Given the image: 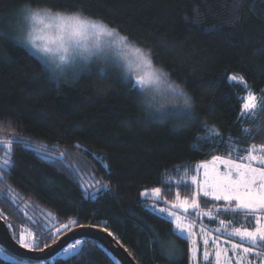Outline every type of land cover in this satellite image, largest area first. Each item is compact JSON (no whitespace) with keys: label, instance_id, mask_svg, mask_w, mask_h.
Returning a JSON list of instances; mask_svg holds the SVG:
<instances>
[{"label":"trees","instance_id":"1","mask_svg":"<svg viewBox=\"0 0 264 264\" xmlns=\"http://www.w3.org/2000/svg\"><path fill=\"white\" fill-rule=\"evenodd\" d=\"M24 8L80 12L146 48L187 90L194 119L181 125L152 115L131 80L99 65L76 73L45 69L16 37L18 26L12 31L4 21L0 138L18 142L14 167L0 178V217L11 235L34 237L43 249L74 227L102 226L137 264H191L190 241L172 234L174 224L152 202L192 197L199 163L213 156L240 162L253 145L264 146V112L242 118L244 89L229 79L243 77L264 93V0H0V15ZM213 129L219 135L203 143ZM157 187L160 200L141 195ZM201 201L223 207L215 215L224 222L255 225L243 211H225L224 201ZM74 242V252L45 264H121L95 240Z\"/></svg>","mask_w":264,"mask_h":264},{"label":"snow or ice","instance_id":"2","mask_svg":"<svg viewBox=\"0 0 264 264\" xmlns=\"http://www.w3.org/2000/svg\"><path fill=\"white\" fill-rule=\"evenodd\" d=\"M21 12L20 22L26 27V34L22 43L38 55L45 69L53 72L81 61L88 62L93 57L108 59L110 52L119 55L122 49L134 48V46L129 45L127 37L120 35L117 30L111 29L100 21L91 20L80 12H51L47 9L41 11L32 8H24ZM102 37L108 39L104 41L101 39ZM134 50L137 53L136 64L121 65L125 71L134 77V80L131 81L133 88L141 94H146V102L149 105H159L160 108L183 106L186 109L183 114L189 119H194L191 112L188 111L191 107V98L183 88L170 82L167 79L168 74L163 70H155L149 54L138 48ZM229 79L231 81L238 80L244 84L246 89V95L239 97L242 118L254 116L258 111L264 112V108L258 107V102L264 100V93L257 97L254 92L247 88L242 77L231 76ZM161 84L165 87L161 88ZM167 114L175 115L176 113ZM245 131L248 130L245 129ZM218 135L213 129L209 137L201 138V140L203 143H208L209 140ZM17 142L13 139L0 138V149H3L4 152L3 156L0 157V178L14 167L11 162V153L12 145ZM213 144H215L214 141ZM192 150L200 151L201 149L193 146ZM239 160L240 162H237L232 159L213 156L210 162L200 164L197 171L203 169L204 178L200 181L195 175L191 177V184L196 186L192 200H180L179 194H177V203L171 207L183 209L185 213L189 209H199L200 204L197 197L200 195L210 197L214 201H224L228 206L234 202V211H243L246 215L255 217V227L252 230L234 228L228 232L229 236L239 237L241 242L233 243L232 251L235 253L237 249H241L245 257L248 253H254L257 258H261L264 257V252H254V249H264V146L257 149L253 145L251 149L247 150L245 156L239 157ZM218 164H222L226 170L221 172L217 167ZM141 195L147 196L148 192L145 191ZM152 196L159 199L161 188L152 189ZM227 210L228 208H225V211ZM153 211H158L162 216L166 215L169 218L168 222L174 224L173 235L185 237L186 234L189 236L192 234V224L186 223L182 216L176 212L163 207L159 209L153 207ZM74 223L75 221H69V224ZM220 224L223 226L224 221L221 220ZM68 226L64 225V227ZM216 231L219 232L221 229L218 228ZM201 234L204 237L203 243L207 247L209 243L208 234L204 232L203 228H201ZM17 241L21 248L28 251L39 248V245L34 243V237L32 241H29L23 233L19 235ZM78 243L71 245L69 249H65V252L75 249ZM213 243L216 244V241L214 240ZM245 243L248 245L247 247L244 246ZM192 251L193 259H195V247ZM222 252L226 253L227 249L218 248L216 264H221ZM0 253L10 259H16L2 247H0ZM208 256L209 253L205 250L204 259L208 260ZM169 258H172L171 250L169 251ZM19 259L22 264L24 258L20 257ZM261 264H264V260H261Z\"/></svg>","mask_w":264,"mask_h":264},{"label":"rangeland","instance_id":"3","mask_svg":"<svg viewBox=\"0 0 264 264\" xmlns=\"http://www.w3.org/2000/svg\"><path fill=\"white\" fill-rule=\"evenodd\" d=\"M33 10H36V9H33ZM39 10L43 11L45 9H39ZM51 12H56V11H51ZM21 16H22V13H18V12H9V13L0 15V24H3L4 21H7L8 23L10 22V24L12 23L11 24V28H13L12 31L16 28V26H18V29L15 31V34H16V37L19 39V41L22 43V41L25 37V34H26V27L24 24H22L20 22ZM87 18H89V17H87ZM89 19L99 21V20L92 19V18H89ZM103 24H105V23H103ZM110 28L114 29L112 27H110ZM119 34L126 37L125 35L121 34L120 32H119ZM101 39L106 41L108 38L102 37ZM127 40L129 42V45L134 46V48L128 47V48L122 49L120 51L119 55H117L115 52H110L108 59H101L98 57H93L88 62L81 61V62H78L74 65H68L65 68H63L62 70H59V72L60 73H69V72L76 73L77 71H79L81 69H84V68L87 69V68L99 65V66L105 68L104 70L110 69L112 72H115L116 74H118V76H120L125 81H130V80L133 81L134 77L131 76L127 71H125V69L123 67H121V65H124L127 63H132L133 65L136 64L137 53L134 50L135 48L143 50L145 53L150 55V58H151V54L146 48L139 46V45H136L135 43L131 42L128 38H127ZM27 49H28V47H27ZM29 51L31 53H33L31 50H29ZM34 55H36V54H34ZM36 56H38V55H36ZM151 61H152V58H151ZM152 65H153V68L155 70H163L165 72L164 69H162L161 67H157L156 65L153 64V62H152ZM142 71L146 72L147 70H142ZM167 79L170 82H172L168 76H167ZM243 81L246 82L244 78H243ZM232 82H236V83H239L240 85H242V87L244 89V95L243 96H245L246 95V89L244 87V84L240 83L238 80L232 81ZM246 84H247V82H246ZM160 87L164 88L165 85L161 84ZM247 88L250 89L252 92H254L248 84H247ZM183 90L189 95L187 90H185L184 88H183ZM142 96H143L145 103L147 104V106H146L147 110L152 115L159 117V118L171 119L175 123L182 125V123H180L179 121L184 120V118L186 117L183 114L186 111V109L183 106H178V107L165 106L164 108H160L159 105H149L146 102L147 101L146 94H142ZM257 97H260V96L257 95ZM258 107H260V101L258 102ZM170 112L176 113V114L175 115H168L167 113H170ZM260 147L261 146L256 147V148L259 149ZM244 162H246V161H244ZM200 164H202V163H199L198 166ZM198 166H197V168H198ZM219 166L220 165L218 164L217 167H219ZM203 171H204L203 169L198 170L197 179L200 181H202L204 178L203 177ZM145 191L148 192L147 196L150 195L149 193L152 194V191H150V190H144L143 192H145ZM147 196H143V197H147ZM201 196L202 195L197 197V200L200 204L199 209H196V210L189 209V211L187 213H185L183 211V209L171 207L173 204L177 203V198L174 202L169 203L168 206H163V205H160L156 202H152V204L154 205V207L156 209H159L161 207L167 208L168 210L174 211L177 214L181 215L186 223L192 224V229H191L192 234L190 236L186 234V236L184 237V238H187L191 243V248H190L191 264H208L207 260L204 259V251L205 250L208 251V253H209L208 258H209L210 253L212 251H215V256H216V252H217L218 248L219 249H227L226 253H224V252L221 253V264H225V261H227V264H249V262H251V264H261V260H264V257L257 258L254 255V253H248L245 257V254L242 252L241 249H237V251L235 253L232 251V244L233 243H241L239 237L228 235V232H231L235 227H232L231 225H229L230 223H227V222H224V225L222 226L220 224L221 220L218 219L217 216L215 215V211L223 209V207L213 206L211 204L210 205H203V203L201 201ZM151 198L156 199V200H160V198L157 199L156 197H154L152 195H151ZM192 198H193V196L192 197H181V196H179L180 200L187 199V200L191 201ZM227 208L233 210L235 208V204L233 205V207L228 206ZM197 213H199V214H197ZM164 216L167 217L166 215H164ZM251 219L255 220V217L251 216ZM210 220L214 221L215 224H211ZM201 228H203L204 232H206L208 234L209 243H208L207 247H205V245L203 243L204 237L201 234ZM218 228L221 229V231L217 232L216 230ZM225 229H227V231H225ZM228 237L233 239L234 241L231 242V240L228 239ZM214 240L216 241V244L213 243ZM211 242L213 243L212 247H210ZM83 244H84V241L80 243V245H83ZM244 246L247 247L248 245L245 243ZM194 247L196 249L195 259H193V251H192V249ZM74 250L72 249L69 252V254L74 252ZM254 252H264V249L256 248V249H254ZM67 254H68V252H67ZM9 255L13 256L10 253H9ZM0 258L5 259L7 261H12V262L21 264L20 259H17V258L16 259H10L8 256L4 255L3 253H0ZM22 264H45V262L44 261H42V262L22 261ZM214 264H216V260H215Z\"/></svg>","mask_w":264,"mask_h":264},{"label":"water","instance_id":"4","mask_svg":"<svg viewBox=\"0 0 264 264\" xmlns=\"http://www.w3.org/2000/svg\"><path fill=\"white\" fill-rule=\"evenodd\" d=\"M109 231L102 226L87 225L77 226L58 238L51 245L43 249L28 251L20 247L19 243L11 235L5 221L0 217V245L11 255L25 261L42 262L55 257L70 243L80 239H92L105 247L121 264H137L128 250Z\"/></svg>","mask_w":264,"mask_h":264},{"label":"crops","instance_id":"5","mask_svg":"<svg viewBox=\"0 0 264 264\" xmlns=\"http://www.w3.org/2000/svg\"><path fill=\"white\" fill-rule=\"evenodd\" d=\"M219 165H220V166H219L218 168H219V170H220L221 172H223V171L226 170L222 164H219ZM250 216H251V215H250ZM229 225H231L232 227H235V228H241V229H245V228H246V229H248V230H252V229H254V227H255V225H254L252 228H250L249 226L246 227V226L238 225V224H234V223H231V222H230ZM228 239H230L231 242L234 241L233 239H231V238H229V237H228ZM212 245H213V243L211 242L210 247H212ZM215 260H216L215 251H212V252L210 253V257H209L208 260H207V263H208V264H214Z\"/></svg>","mask_w":264,"mask_h":264},{"label":"built area","instance_id":"6","mask_svg":"<svg viewBox=\"0 0 264 264\" xmlns=\"http://www.w3.org/2000/svg\"><path fill=\"white\" fill-rule=\"evenodd\" d=\"M73 244H77V242H72L68 247L64 248V249L62 250V252H63L64 254H67V252H65V249H69V248L71 247V245H73ZM77 248H78V245H77V247H76L75 249H77Z\"/></svg>","mask_w":264,"mask_h":264}]
</instances>
